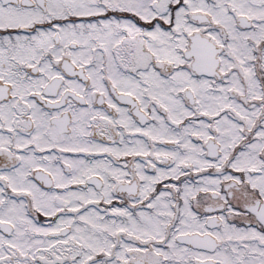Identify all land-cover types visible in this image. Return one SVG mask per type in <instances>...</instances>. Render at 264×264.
I'll return each instance as SVG.
<instances>
[{
  "label": "snow or ice",
  "instance_id": "6c2138e0",
  "mask_svg": "<svg viewBox=\"0 0 264 264\" xmlns=\"http://www.w3.org/2000/svg\"><path fill=\"white\" fill-rule=\"evenodd\" d=\"M0 264H264V0H0Z\"/></svg>",
  "mask_w": 264,
  "mask_h": 264
}]
</instances>
